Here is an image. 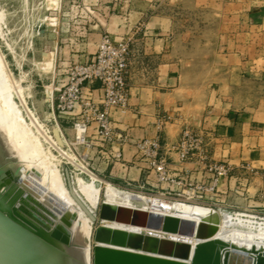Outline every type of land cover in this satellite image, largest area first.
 <instances>
[{
  "label": "rangeland",
  "instance_id": "rangeland-1",
  "mask_svg": "<svg viewBox=\"0 0 264 264\" xmlns=\"http://www.w3.org/2000/svg\"><path fill=\"white\" fill-rule=\"evenodd\" d=\"M226 1L0 0V59L12 87V100L38 136L48 159L57 166L68 194L78 203L80 211L90 216L91 237L101 223L98 211L104 192L102 189L97 206L91 207L76 190L77 178L93 180L101 188L107 182L144 196L208 206L220 214H231L230 226L244 222L247 231L264 237V188L255 181L264 174L262 163L253 162L249 157L237 163L229 155L215 157L210 151L213 136L202 127L183 124L169 144V151L176 154L173 145L181 131L185 127L193 129L198 134L187 141L193 147L192 155L184 161L177 158L179 163L192 162L193 167L189 172L171 170L168 154L162 151L160 143V131L168 118L160 115L156 136L143 138L158 139L160 154L166 158L165 173L160 175L142 167V181H132L127 174L105 176L89 159H80V149L70 141L71 125L66 122L70 115L57 108L58 95L67 82L70 66L90 58L104 38L128 43L129 89L130 81L146 72L142 45L143 38L150 35L147 24L160 22L170 38V53L180 62L183 80L212 87L232 106L239 109L246 106L248 111L257 112L255 129L264 132V121L259 119L264 116L261 115L264 113V31L243 28L235 15L228 14ZM242 7H246V2ZM229 85L233 92L228 89ZM112 126L114 132L120 131L113 121ZM90 132L108 146L100 152L103 161L121 163V156L117 160L113 155L120 150L113 146L128 140L127 135L120 142L115 137L104 141L97 134L95 122ZM9 149L0 139V170ZM200 154L206 157L200 159ZM261 156L264 158V151ZM138 162L144 165V161ZM209 164H223L227 171L219 175L209 169ZM182 188H187L189 193ZM0 202L3 205L0 217L10 219L7 204ZM93 244L92 238L90 264ZM29 260L27 264L40 263L38 258L29 256Z\"/></svg>",
  "mask_w": 264,
  "mask_h": 264
},
{
  "label": "bare ground",
  "instance_id": "bare-ground-1",
  "mask_svg": "<svg viewBox=\"0 0 264 264\" xmlns=\"http://www.w3.org/2000/svg\"><path fill=\"white\" fill-rule=\"evenodd\" d=\"M12 96V87L0 59V139L11 148L0 170V183L2 179L10 181L0 186V201L7 204L6 212L10 219L0 217V220L25 238L21 242L24 243L22 248H26L27 255L31 258L32 254L35 255L42 264H46L44 259L49 264H90L92 238L93 247L97 244L105 248L141 252L97 242L94 240L95 229L91 237L90 216L80 211L78 203L66 191L57 166L48 159L38 136L31 131ZM75 187L91 207L97 206L103 189L104 198L101 203L137 208L185 222L183 230L170 231L98 217L101 222L98 226L184 243L180 247L182 256H157L186 264H264V237L247 231L244 222L230 226L233 220L229 213L220 214L208 206L185 201L144 196L107 182L101 188L93 180L77 178ZM185 192L189 193L188 190ZM0 206H3L1 202ZM188 223L194 224V227L199 224L198 237L194 232L190 233ZM206 224L207 227H214L210 235V228H205ZM42 252H45L43 257Z\"/></svg>",
  "mask_w": 264,
  "mask_h": 264
},
{
  "label": "crops",
  "instance_id": "crops-1",
  "mask_svg": "<svg viewBox=\"0 0 264 264\" xmlns=\"http://www.w3.org/2000/svg\"><path fill=\"white\" fill-rule=\"evenodd\" d=\"M245 2L244 8L242 6ZM225 4L228 14L235 15L243 28L264 31V0H227ZM147 27L150 35L143 38L142 45L143 58L147 63L146 72L142 77L137 76L130 81L126 106L111 110L114 125L128 137L125 142L113 146L120 150L121 163L104 162L100 152L108 146L97 139V135L91 134L93 123L88 126L74 117L66 122L71 125L68 128L70 141L80 149V157L99 166V171L105 176L118 173L123 177L127 174L132 181H142V164L135 159L134 141L156 136L160 129L159 118L163 115L168 121L160 131V143L162 151L168 154L171 170L189 172L193 167L189 161L179 163L176 154L169 151V144L177 137L183 124L202 127L213 136L210 138L213 156L229 155L231 161L236 163L249 157L264 167V158L261 156L264 151V132L255 129L258 126L257 112L248 111L246 106L240 109L232 106L212 87L189 84L183 80L180 62L173 59L170 53L171 42L168 34L163 31L165 26L153 22L148 23ZM98 87L99 82L95 81L83 84L82 91L98 99ZM228 89L234 91L230 85ZM259 119L264 121V116ZM255 181L257 186L264 188V174L256 177ZM185 190L187 188H182V191Z\"/></svg>",
  "mask_w": 264,
  "mask_h": 264
},
{
  "label": "built area",
  "instance_id": "built-area-1",
  "mask_svg": "<svg viewBox=\"0 0 264 264\" xmlns=\"http://www.w3.org/2000/svg\"><path fill=\"white\" fill-rule=\"evenodd\" d=\"M128 43L124 41L112 42L104 38L99 43L95 53L84 62L73 64L68 70L67 82L60 89L57 108L68 113L84 124L96 123L97 134L104 141H123L126 134L114 132L111 110L124 108L128 98ZM99 82L100 96L93 98L82 91L83 84ZM200 133V132H199ZM193 129L185 127L177 143L173 145L179 161H184L192 155L193 147L188 140L197 135ZM201 134V133H200ZM135 159L144 161V170H153L160 175L167 168L166 158L160 154L157 138H140L134 142ZM118 160L121 156L117 151L113 154ZM200 159L206 155L200 154ZM217 174H225L227 168L223 164L208 165Z\"/></svg>",
  "mask_w": 264,
  "mask_h": 264
},
{
  "label": "water",
  "instance_id": "water-1",
  "mask_svg": "<svg viewBox=\"0 0 264 264\" xmlns=\"http://www.w3.org/2000/svg\"><path fill=\"white\" fill-rule=\"evenodd\" d=\"M8 183H10L8 179H2L0 186ZM98 217L157 230L181 231L184 225H186L181 220L158 213L137 208H125L105 202H102L99 206ZM193 225L192 223H188V229L190 233L194 232V235L198 237L200 226L199 224L196 227ZM205 228H210V226L207 227L206 224ZM213 230L214 227L209 229V235L212 234ZM24 239V237L18 235L12 228L0 220V264H27V262L31 261L26 250L22 248L24 243L21 241ZM94 240L101 243L137 249L141 252L105 248L95 244L93 247L92 264H186L183 261L156 255L182 256L180 247L184 243L179 241H171L104 226H97L95 228ZM146 252L153 254H147ZM32 258L35 259L36 256L32 254Z\"/></svg>",
  "mask_w": 264,
  "mask_h": 264
}]
</instances>
